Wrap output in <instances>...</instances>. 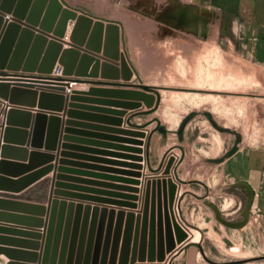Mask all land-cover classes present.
<instances>
[{
  "label": "rangeland",
  "instance_id": "obj_1",
  "mask_svg": "<svg viewBox=\"0 0 264 264\" xmlns=\"http://www.w3.org/2000/svg\"><path fill=\"white\" fill-rule=\"evenodd\" d=\"M68 1L99 14L103 6L109 7L103 0ZM110 5L127 19V0H111ZM160 43L130 41L124 32L120 53L133 70L132 78L125 80L122 59L112 58L120 77L100 75L108 81L73 82L72 91L65 88L61 93L79 98H66L61 112H54L59 121L52 119L54 113L41 111L39 104L23 108L30 115L28 125L21 119L12 126L21 132L7 143L20 150L15 152L19 160L15 154L4 158L0 153V159L10 163L0 174V264H173L179 252L194 242L193 235L214 261H260L250 247L249 223L229 228L205 203L216 204L225 219L241 221L248 201V194L241 197L239 189L230 188L220 177V169L210 167L211 154L204 150L214 138L222 146L236 139L213 125L209 110L222 125L225 116L231 124L240 122L239 111L227 108L230 98L226 101L225 95L230 89L214 71L221 60L201 55L193 64L191 56L165 43L160 48ZM129 51L144 70L133 68ZM102 59L108 60L104 54ZM41 87L35 88L41 91ZM110 89L135 95H111L106 91ZM144 91L155 100L145 101L139 94ZM0 101L1 151L6 144L2 107L7 103ZM116 102H132L135 108ZM40 112L45 121L37 118ZM180 129L189 143L177 144ZM226 200L232 203L228 210ZM126 228L131 230L127 239L131 247L129 256L125 252L122 257ZM179 228L186 233L181 239L187 241L180 249L172 245L181 241ZM164 253L167 258L154 261Z\"/></svg>",
  "mask_w": 264,
  "mask_h": 264
},
{
  "label": "crops",
  "instance_id": "obj_2",
  "mask_svg": "<svg viewBox=\"0 0 264 264\" xmlns=\"http://www.w3.org/2000/svg\"><path fill=\"white\" fill-rule=\"evenodd\" d=\"M110 1L103 0L102 4H108L109 7L103 6L104 9L100 14L84 10L68 0H63V4L65 7L78 10L79 14L84 13L92 17L95 22L101 20L105 25L109 23L120 25L123 30L121 36L126 32L130 41L158 40L161 41L160 48L164 43L165 46L176 47L182 55L191 56L193 64L199 61L201 55L220 58L221 62L214 71L221 75L220 81L230 89L228 95H225L226 101L228 97L230 98L227 101L230 104L227 108L239 111L240 122L231 124L227 122L225 116L222 125L216 122L218 120L212 117L213 113L209 110L207 116L210 115L208 119L213 125L223 135H234L236 139L234 143L230 145L224 143L222 146L218 139L214 138L216 141L204 150L211 154L210 167L220 169V177L231 184L230 188L239 189L241 197L248 194L249 201V190L238 183H247L253 189L255 198L249 225L247 224L249 227L246 225V228L251 250L257 252L258 257L261 258L256 264H264V0H166V2L127 0L126 20L120 18L117 13L119 10L111 6ZM49 4L48 1L46 9ZM73 27L74 22L70 20L66 33L68 36L63 39L64 49L70 48V34ZM93 29L94 25L88 31V41L91 39ZM105 40L106 38L102 36V45ZM82 47L86 48V46ZM84 53L81 52V57ZM94 55L101 63L105 61L102 59L103 52ZM136 57V54L129 51V61L133 68L136 71L144 70L145 68L140 69L137 66ZM78 64L87 66L82 59ZM94 66L95 63H90L87 71H91ZM96 79L106 80L99 76ZM6 103L8 104L7 101ZM248 120L252 122L248 123ZM177 136L180 142L177 144L182 145L184 141L187 143L190 141L183 129L178 130ZM197 138L200 141V137ZM200 150L201 148L198 151ZM14 156L19 160L18 154ZM179 178L185 181L182 176ZM193 241L179 252L173 259V264H235L233 260H212L205 251V245ZM172 242L173 247L179 249L187 243L182 239L179 242L176 240ZM167 256L168 254L164 253L158 256V260L156 256L154 261L158 262Z\"/></svg>",
  "mask_w": 264,
  "mask_h": 264
},
{
  "label": "water",
  "instance_id": "obj_3",
  "mask_svg": "<svg viewBox=\"0 0 264 264\" xmlns=\"http://www.w3.org/2000/svg\"><path fill=\"white\" fill-rule=\"evenodd\" d=\"M48 1L50 4L47 12H45ZM0 9V99L8 101V105L3 103L5 105L3 139L4 144H6L1 147L0 153L1 157L10 158L18 149L16 146L7 145V143L11 144L15 138V133L21 132L12 126L17 125L21 119L25 120V123L22 124L27 126L30 117L26 110L21 108L22 106L33 107L35 104H39L41 111L52 112V114L61 112L66 98H71L61 92L67 87L71 88L73 82H81L86 78H97L100 75L108 79H118L120 77L117 65L115 67L113 63H110L108 61L110 59L101 63L94 54L103 52L105 58L116 59L121 57L125 80L132 78L133 70L125 54L120 53L121 28L116 23L105 25L103 21L95 22L92 17L84 13L78 15V10L68 6L65 7L61 0H0ZM5 15H12L13 17H10L13 18L12 21L5 22ZM70 20L74 22L70 34V48L64 49L63 39L66 36ZM93 25V34L88 41V31ZM102 36L106 38L104 45L101 43ZM82 46H86V48L83 49ZM45 49L47 50L44 54ZM82 51L85 53L81 57ZM80 59L86 62L87 66L79 65ZM57 63L63 67V76L56 77L53 75ZM90 63H95V66L91 71H87ZM36 86L43 87L39 88L41 90L39 91L36 90ZM95 90L98 89L95 88ZM145 90H147V87H145ZM106 91L111 95L120 93L128 96L135 95V91H120L117 89ZM139 94L147 102L149 98H152V101L155 100V96L147 91ZM78 98V96L72 95L71 99ZM115 104L135 108V103L132 102H116ZM37 118L44 121L46 119L45 114L41 112ZM56 118L58 116L54 113L52 119L59 121ZM42 131H44L43 128ZM9 164L5 160H0V174L7 172ZM1 180L2 177H0V186ZM238 185L246 186L249 190V201L242 212L244 218L241 221L225 219L222 216L221 209L216 204L209 201L205 202L213 209L218 221L234 229L243 228L248 224L255 198L253 189L247 183L242 182ZM117 228L120 231V227L117 226ZM181 231L182 234L179 240L186 235L182 229ZM130 232L131 230L126 228V240L123 243L122 257L125 252L128 254L127 256L130 254L129 248L131 246L127 241Z\"/></svg>",
  "mask_w": 264,
  "mask_h": 264
},
{
  "label": "bare ground",
  "instance_id": "obj_4",
  "mask_svg": "<svg viewBox=\"0 0 264 264\" xmlns=\"http://www.w3.org/2000/svg\"><path fill=\"white\" fill-rule=\"evenodd\" d=\"M0 14H1V9H0ZM78 15H80L79 12H78ZM5 16H8V17H9V15H5ZM5 16H4V19H5ZM9 20L11 21V18H10V17H9ZM9 20H6V19H5V22H7V21L9 22ZM70 27H72V25H71ZM67 29H68V28H67ZM71 32H72V31H71ZM69 33H70V32H69ZM69 33H68V34H69ZM67 36H68V35H67ZM67 36H65V38H66ZM119 58H121V57H119ZM107 59H110V60H111L112 58H107ZM114 59H115V58H114ZM114 59H113V60H114ZM116 59H118V58H116ZM99 60H100V59H99ZM110 60H108V61H109V62H113V64L115 65V67L118 66V67H117V69H118V68H119V65H117V62H115V60H114V61H113V60L110 61ZM114 62H115V63H114ZM116 65H117V66H116ZM62 71H63V67H62L60 64L57 63V65H56V67H55V70L53 71V74H54V76H55V75H56V76H57V75L60 76V75L62 74ZM118 71H119V69H118ZM121 80H122V79H121ZM15 83H16V82H15ZM72 84H73V83H72ZM72 84H71V86H73ZM71 88H72V87H71ZM66 90H67V91H72V89H70V88H68V87H67ZM21 108L29 109L28 107H25V106H22ZM185 114H186V113H185ZM179 116H180V115H179ZM181 116H182V115H181ZM181 116H180V117H181ZM182 117H183V116H182ZM177 118H178V116H177ZM177 118H176V120L179 121V119H177ZM175 122H177V121H175ZM177 124H178V123H177ZM173 126H174V125H173ZM231 205H232L231 200H226V201H225V205H224V209H225V210H228V209L231 207ZM198 238H199L198 236H195V235L192 236V239L195 240V241H197Z\"/></svg>",
  "mask_w": 264,
  "mask_h": 264
},
{
  "label": "trees",
  "instance_id": "obj_5",
  "mask_svg": "<svg viewBox=\"0 0 264 264\" xmlns=\"http://www.w3.org/2000/svg\"><path fill=\"white\" fill-rule=\"evenodd\" d=\"M147 89H149L148 87H147ZM190 116H192V115H190ZM208 116H210V115H208ZM190 117H188L187 119H189ZM159 130H161V132L162 133H165V129L164 128H161V129H159Z\"/></svg>",
  "mask_w": 264,
  "mask_h": 264
},
{
  "label": "clouds",
  "instance_id": "obj_6",
  "mask_svg": "<svg viewBox=\"0 0 264 264\" xmlns=\"http://www.w3.org/2000/svg\"><path fill=\"white\" fill-rule=\"evenodd\" d=\"M164 2H166V0H164Z\"/></svg>",
  "mask_w": 264,
  "mask_h": 264
}]
</instances>
